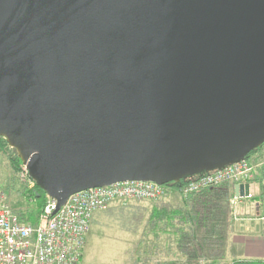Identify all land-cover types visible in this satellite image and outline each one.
Here are the masks:
<instances>
[{
  "label": "water",
  "instance_id": "1",
  "mask_svg": "<svg viewBox=\"0 0 264 264\" xmlns=\"http://www.w3.org/2000/svg\"><path fill=\"white\" fill-rule=\"evenodd\" d=\"M0 137L55 214L245 160L264 145V0H0Z\"/></svg>",
  "mask_w": 264,
  "mask_h": 264
},
{
  "label": "rangeland",
  "instance_id": "2",
  "mask_svg": "<svg viewBox=\"0 0 264 264\" xmlns=\"http://www.w3.org/2000/svg\"><path fill=\"white\" fill-rule=\"evenodd\" d=\"M6 144L0 148V190L6 193L15 213L29 216L36 212V203L28 201V191L20 177L21 167L18 166L17 171L13 167L12 158L17 152ZM261 176L264 177V173ZM12 178L19 186H8ZM262 184L264 178L259 185L264 186ZM260 197L264 200V194ZM173 198L174 205L168 207V213L177 214L173 223L185 236L181 245H177V236L172 234L171 227L169 233L160 232L167 228L165 223L150 235L151 210L159 201L119 200L95 214L81 264H144L148 260L150 264H157L172 259L183 264H230L233 259L230 242L237 229L235 225L245 216L259 217L263 206L250 205L251 211L242 216L241 203L223 194L213 199L196 198L194 204L199 206L192 205L182 195L175 194ZM203 202L209 203L208 206ZM181 212L186 223L183 216L178 215ZM194 217L199 220L196 224L190 222ZM148 250L152 253L148 254Z\"/></svg>",
  "mask_w": 264,
  "mask_h": 264
},
{
  "label": "built area",
  "instance_id": "3",
  "mask_svg": "<svg viewBox=\"0 0 264 264\" xmlns=\"http://www.w3.org/2000/svg\"><path fill=\"white\" fill-rule=\"evenodd\" d=\"M20 167L21 180L26 191L31 192L37 184L26 164ZM224 183L254 186L256 168L245 159L197 176L180 193L188 197ZM166 192V186L152 182L116 183L71 195L56 214L57 202L47 196L39 221L33 225L21 221L11 209L6 193L0 190V264H81L97 212L119 200L159 201ZM252 198L250 193L248 199Z\"/></svg>",
  "mask_w": 264,
  "mask_h": 264
},
{
  "label": "crops",
  "instance_id": "4",
  "mask_svg": "<svg viewBox=\"0 0 264 264\" xmlns=\"http://www.w3.org/2000/svg\"><path fill=\"white\" fill-rule=\"evenodd\" d=\"M259 184L260 182L257 179L255 186H251V192L254 197L264 194V186H260ZM8 186H19V185L17 180L12 178L11 180H9ZM233 191H234V197L231 198L236 199L237 202L241 203L242 205L241 208L243 209L242 216L248 214L251 211V208H249L250 205L257 206L258 204H260L263 206L261 208L260 211L261 215H259V217L245 216L241 220H239L235 225L237 229L232 234V240L230 242L231 243L230 253L233 256V259L230 262V264H264V200L258 202L248 198L237 199L235 196V186ZM175 194L181 196V193L178 189L174 187H167L166 195L162 199H160L158 203L154 204L155 206L151 210V214L149 218L150 223L153 222V219L156 216L160 217L161 215L163 216L165 212H168V207H172L174 205L172 203H174L173 196ZM223 195L230 196L231 191ZM194 203H196V201L192 203V205L194 206L200 205ZM203 203L208 204L207 202H203ZM158 206H160V208H158ZM21 221L24 223L31 224L30 221H26V222L24 220ZM162 222L164 223V220ZM150 233H151L150 235L154 234L153 232ZM176 236H177V245L179 246L181 245L180 244L181 242L183 243L184 235L178 230ZM155 239H157V237H155ZM151 253L152 250L150 251L148 250V254Z\"/></svg>",
  "mask_w": 264,
  "mask_h": 264
},
{
  "label": "trees",
  "instance_id": "5",
  "mask_svg": "<svg viewBox=\"0 0 264 264\" xmlns=\"http://www.w3.org/2000/svg\"><path fill=\"white\" fill-rule=\"evenodd\" d=\"M4 146H7L6 144V141L2 138H0V148ZM16 153V152H14ZM247 161H249L252 165L254 166H257L256 168V179L259 180V182H262V179L264 178L263 176H261V174L264 172V145L261 146L260 148L256 149L255 151H253L247 158H246ZM12 162H13V167L14 169H18V166H20L22 163H21V160L19 159V157H17V153L15 154L14 156V159L12 158ZM197 177V176H196ZM196 177H185L184 179H182L180 182L178 183H174L168 187H174L176 189H178L180 191V189L185 185L187 184L188 182L192 181L193 179H195ZM263 177V178H262ZM264 185V184H262ZM234 186L235 184L233 183H224L218 187H214V188H209V189H206L204 191H201L197 194H193V195H190L188 196V200L190 203L194 202L196 198H205V199H213L215 198V196H218V195H221V194H227L229 191H231V195L230 197H234ZM28 193V201L29 202H32L34 201L36 204V212L34 214H29V216H20V219L21 220H24L25 222L26 221H30L31 224L35 225L38 223L39 221V216L46 204V201H47V195L45 194L44 191H42L41 189H39L38 187H36V189L32 190L31 192H27ZM186 198V199H187ZM253 201H258V202H261L263 201V199L258 196V197H254L252 198ZM209 204V203H208ZM208 204H205V207L208 206ZM176 215L175 212H165L163 214V216L159 217V216H156L154 219H153V222L151 223L150 225V229L151 231L150 232H153L155 233L158 229L161 228V224H163V220H164V223L166 224L167 228L164 230V231H160V232H167L169 233V227H171L170 229L172 230V234H177L178 232V228H177V225H174L173 223V220L176 219ZM178 215H181L183 216L182 219L184 218V222L186 223V219H185V216H184V213L181 212L180 214ZM162 222V223H161ZM191 223L193 224H196L199 222V220L194 217V218H191ZM183 234V233H182ZM184 235V234H183ZM185 237V236H184ZM144 264H150L151 261L148 260L146 262H143ZM157 264H183L182 262H179L178 260H169V261H159Z\"/></svg>",
  "mask_w": 264,
  "mask_h": 264
}]
</instances>
